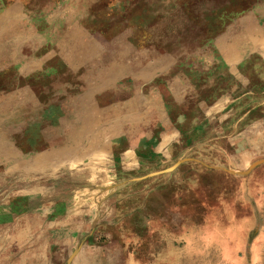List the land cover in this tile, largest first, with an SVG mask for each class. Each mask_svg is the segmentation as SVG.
<instances>
[{
    "label": "rangeland",
    "instance_id": "rangeland-1",
    "mask_svg": "<svg viewBox=\"0 0 264 264\" xmlns=\"http://www.w3.org/2000/svg\"><path fill=\"white\" fill-rule=\"evenodd\" d=\"M190 238L264 247V0H0V264Z\"/></svg>",
    "mask_w": 264,
    "mask_h": 264
},
{
    "label": "crops",
    "instance_id": "crops-1",
    "mask_svg": "<svg viewBox=\"0 0 264 264\" xmlns=\"http://www.w3.org/2000/svg\"><path fill=\"white\" fill-rule=\"evenodd\" d=\"M262 245L263 244H260L258 240H252L250 244L245 247L244 253L245 257L249 259V264H264V247ZM174 252L178 260L183 261V259H189L191 264H195V238H190L183 246H177ZM232 253L235 254V251L228 248L227 255L231 256ZM244 258L240 259L236 257L233 263L244 264ZM197 264H199V262Z\"/></svg>",
    "mask_w": 264,
    "mask_h": 264
}]
</instances>
